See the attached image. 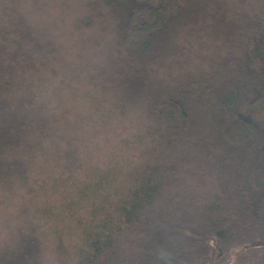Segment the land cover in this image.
<instances>
[{"label": "trees", "instance_id": "16d2710c", "mask_svg": "<svg viewBox=\"0 0 264 264\" xmlns=\"http://www.w3.org/2000/svg\"><path fill=\"white\" fill-rule=\"evenodd\" d=\"M0 264H264V0H0Z\"/></svg>", "mask_w": 264, "mask_h": 264}, {"label": "rangeland", "instance_id": "374dc122", "mask_svg": "<svg viewBox=\"0 0 264 264\" xmlns=\"http://www.w3.org/2000/svg\"><path fill=\"white\" fill-rule=\"evenodd\" d=\"M55 11L57 12V11H59V9H56ZM52 15H53V17H51V19H48L46 16V21L49 22L48 25L47 24L46 25L49 28L51 33H53V34L55 33L54 36H55L57 42L65 49V53L67 54L68 62L70 63L67 66L66 72H69L67 77H70V76H72L73 73L80 71V69L75 70L74 69L75 66H78V68L81 67V69H82L88 60L96 61V58L97 59H99V58L94 56L92 49L89 45V41H86V44L84 46H81L79 44V46L82 48L78 49L79 48L78 43H74L76 40L79 41V39H77L78 35L75 33L74 34H68L66 24L65 25L63 24L65 17H66L65 14H62V15L56 16V17H54L55 13H53ZM53 19L55 20L56 23L53 21ZM52 22L55 23V27L52 26ZM63 53H64V51H63ZM99 60H101V59H99ZM57 71L59 73H61V69L58 66H57ZM60 77H62V75H60ZM64 79L67 82H70L72 86H76V85H78L77 83L80 82L78 78L74 79L73 77H70V78L64 77ZM46 84H48V82H46ZM48 85H50V84H48ZM58 85H59L58 81H55L50 87L54 89V86H58ZM39 92H40V95L44 97V99H45V95H48L47 90L41 89V90H39ZM77 92L81 93V90H78ZM50 98L53 100V97H50ZM64 102L66 103L67 107H68V104H70V105L72 104L71 106H73L74 101H73V98L71 97V93H70V96H68V97L66 95V99L64 96ZM62 107L64 108V106H62ZM96 149H98V150H93V149L89 148V154H87L88 151L85 152L84 149H81L79 151V153H77V154L80 155L82 159L85 158V159H88L90 161L95 160V159H98L102 154V152H101L102 148L101 147H96ZM49 165L52 166L53 168H55L53 170L56 171L57 166H58V164H56V162L50 161ZM76 170H77L76 172H78V174L82 172L80 168H77ZM11 202H13V201H11Z\"/></svg>", "mask_w": 264, "mask_h": 264}]
</instances>
